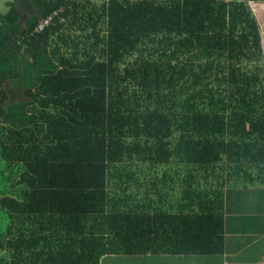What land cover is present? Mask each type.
Here are the masks:
<instances>
[{"label":"trees","instance_id":"trees-1","mask_svg":"<svg viewBox=\"0 0 264 264\" xmlns=\"http://www.w3.org/2000/svg\"><path fill=\"white\" fill-rule=\"evenodd\" d=\"M249 1L0 11V264L223 252L226 188L264 165Z\"/></svg>","mask_w":264,"mask_h":264},{"label":"crops","instance_id":"crops-1","mask_svg":"<svg viewBox=\"0 0 264 264\" xmlns=\"http://www.w3.org/2000/svg\"><path fill=\"white\" fill-rule=\"evenodd\" d=\"M256 15L264 47V0L249 1ZM226 188L224 205V250L211 255L164 254L151 256L107 255L103 264H264V165L244 166ZM183 174V169L179 175ZM169 187V186H168ZM176 185L175 194H181ZM176 209V206L171 208Z\"/></svg>","mask_w":264,"mask_h":264},{"label":"rangeland","instance_id":"rangeland-1","mask_svg":"<svg viewBox=\"0 0 264 264\" xmlns=\"http://www.w3.org/2000/svg\"><path fill=\"white\" fill-rule=\"evenodd\" d=\"M12 0H0V11L5 12L8 10L9 5L8 3Z\"/></svg>","mask_w":264,"mask_h":264},{"label":"built area","instance_id":"built-area-1","mask_svg":"<svg viewBox=\"0 0 264 264\" xmlns=\"http://www.w3.org/2000/svg\"><path fill=\"white\" fill-rule=\"evenodd\" d=\"M50 19H51V17H48V18L45 20V22H44V23H40L38 27H39V28H42L43 25H44V24H47V23L49 22Z\"/></svg>","mask_w":264,"mask_h":264},{"label":"bare ground","instance_id":"bare-ground-1","mask_svg":"<svg viewBox=\"0 0 264 264\" xmlns=\"http://www.w3.org/2000/svg\"><path fill=\"white\" fill-rule=\"evenodd\" d=\"M54 18V17H53ZM92 26V25H91ZM47 27V26H46ZM45 27V28H46ZM72 28V27H71ZM64 29V28H63ZM53 31V30H52ZM62 31V30H61ZM53 33V32H52ZM94 33V32H93ZM95 34V33H94ZM59 35V34H58ZM62 36H63V34H62ZM49 39V38H48ZM45 41V40H44ZM48 44V43H47ZM89 45V44H88ZM44 46V45H43ZM57 48V47H56ZM39 51H41V50H39ZM142 51V50H141ZM42 53V52H41ZM138 53V52H137ZM53 54V53H52ZM58 56V55H57ZM45 58V57H44Z\"/></svg>","mask_w":264,"mask_h":264}]
</instances>
